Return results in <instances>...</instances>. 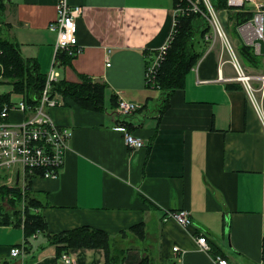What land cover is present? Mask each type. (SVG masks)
Here are the masks:
<instances>
[{
  "label": "crops",
  "instance_id": "0c3cea01",
  "mask_svg": "<svg viewBox=\"0 0 264 264\" xmlns=\"http://www.w3.org/2000/svg\"><path fill=\"white\" fill-rule=\"evenodd\" d=\"M57 1L5 0L7 38L25 59L37 61L46 77L54 68L60 82L81 83L88 77L104 85L105 110L54 94L59 105L45 112L72 137L59 177L29 179L30 194L40 201L31 212L45 227L26 231L24 218L18 223L14 215H0V264H65L64 254L71 264H105L103 249L61 253L51 243L53 235L86 226L111 237V248L124 252L123 264L145 258L151 264H216L214 255L234 264H264V125L242 82L233 80L236 70L232 57L225 58L227 44L223 48L217 38L211 44L206 36V52L189 72L185 88L163 102L161 91L146 83V62L169 43L177 0H68L82 7V52L72 58L55 54L57 33L50 26ZM261 7L264 0H252L246 9L254 14ZM217 13L223 29L231 26L229 37L233 27L238 29L243 41L236 46L224 31L232 49H240L244 38L229 21L230 12ZM235 53L246 69L240 51ZM262 59L259 74L246 72H264ZM6 85L18 98L10 97L9 103L25 100ZM119 98L142 107L124 119L125 126ZM28 115L13 112L10 120ZM128 131L145 147L129 148ZM0 202L6 205L1 197ZM180 210L190 212L192 226L170 216ZM139 225L144 237L136 239L132 229ZM200 234L208 236L212 254L199 249ZM16 246H24V257L11 255Z\"/></svg>",
  "mask_w": 264,
  "mask_h": 264
},
{
  "label": "built area",
  "instance_id": "2783aa9c",
  "mask_svg": "<svg viewBox=\"0 0 264 264\" xmlns=\"http://www.w3.org/2000/svg\"><path fill=\"white\" fill-rule=\"evenodd\" d=\"M177 1H179L177 15H186L189 12L203 13L199 1L198 3L192 0ZM251 1L228 0V5L238 10V8H246ZM182 2L189 4V7L183 8ZM202 2L206 7V15H208L207 18L213 31L212 35H207V41L214 44L212 41H214L213 38L217 34L226 42L236 70V77L233 80L242 82L264 125V72L260 75H251L246 72L245 67L228 43L225 29L222 27L214 6L210 0H202ZM81 16V6H72L68 0L57 1V16L50 26L51 30L57 33L55 45L57 57L63 54L77 57L82 52L78 39V20ZM239 29L245 45L253 47L256 55L264 57L262 44L258 43L259 40L264 42V8L257 9L252 19L241 25ZM171 43L172 35L168 44L147 56V85L158 88L157 76ZM57 57L54 62L55 65L60 64ZM59 81V72L52 68L47 75L45 87L36 106H28L26 101L22 100L18 103H6L0 112V187L18 186L25 191L28 188L31 176L37 175L45 179L59 177L64 165L68 142L72 137V131L56 125L45 112L46 108L59 105L53 93L55 84ZM255 83H258V86ZM141 108V105L135 102L119 98L118 113L123 119V126L124 119ZM17 111L23 114L29 113L30 115L19 122H13L10 120L11 114ZM125 141L129 148L134 150L144 148L146 145L141 138L130 132L125 133ZM170 216L184 227L193 224L191 214L187 210L171 212ZM197 244L201 251L212 254L213 247L207 235L200 234L197 237ZM174 251L178 254L179 247H174ZM11 255L13 257H24V246L12 248ZM62 260L65 264L72 263L70 257L66 254L62 256ZM214 261L216 264H234L221 255H214Z\"/></svg>",
  "mask_w": 264,
  "mask_h": 264
},
{
  "label": "trees",
  "instance_id": "16d2710c",
  "mask_svg": "<svg viewBox=\"0 0 264 264\" xmlns=\"http://www.w3.org/2000/svg\"><path fill=\"white\" fill-rule=\"evenodd\" d=\"M195 2V0H192ZM203 13H191L178 15L176 25L172 32V43L158 73L157 85L162 93L163 102H168L175 91L185 88L189 72L196 66L198 61L206 52V36L211 31V26L206 15V7L202 0H198ZM217 10H228L236 27L249 22L253 13L246 8H232L228 0H211ZM179 3V1H177ZM182 7L187 8L189 4L182 2ZM5 0H0V21L4 19ZM199 34L201 41L196 43ZM199 45V46H197ZM200 49V50H199ZM240 55L246 66L258 69L263 64L261 56L255 54L253 47L241 45ZM68 56L67 54H63ZM72 58V57H71ZM46 76L40 73L39 64L35 60L25 59L22 56L18 44L9 39H3L0 34V80L4 84H10L15 93L24 95L28 106H36L43 92ZM105 86L93 84L88 77H83L81 83H70L59 81L55 84L54 94H62L70 97L81 106L97 111L105 110ZM10 102V95H4L0 101V112L4 105ZM30 184V182H29ZM28 188L23 191L21 187H0V197L6 201V205L0 202V215H14L18 223L22 218L26 231H38L45 227L40 216L31 212V208H37L40 204L38 198L30 194ZM24 206V208H23ZM10 210V211H9ZM141 228V238L144 237V227L139 225L133 227ZM111 237L101 230L91 227H82L72 231L53 235L51 243L57 245L61 253L69 249H103L106 255L105 264H123L124 257L117 261L111 252ZM122 252L121 255H123ZM120 261V262H119ZM138 264H151L148 258L142 259Z\"/></svg>",
  "mask_w": 264,
  "mask_h": 264
},
{
  "label": "rangeland",
  "instance_id": "374dc122",
  "mask_svg": "<svg viewBox=\"0 0 264 264\" xmlns=\"http://www.w3.org/2000/svg\"><path fill=\"white\" fill-rule=\"evenodd\" d=\"M195 2L196 3H198V0H195ZM210 2L212 3V1L210 0ZM212 5H213V3H212ZM6 6V5H5ZM214 6V5H213ZM214 9L217 11V12H219L220 10H217L215 7H214ZM229 21H233V19H231V17L229 18ZM234 22V21H233ZM222 24V23H221ZM222 27H223V24H222ZM8 29H9V26H7V23H6V18H5V13H4V19L3 18H1V21H0V34H1V36H2V38L3 39H8L7 38V31H8ZM225 30H226V34L228 35V37H229V33H228V30H229V32H230V29H231V26L230 25H228V27L226 28H224ZM216 38H217V41H218V43H219V45L220 46H223V48H224V44H226V42L221 38V36L220 35H215V38H213V40L214 41H216ZM229 38H231L230 40H231V42H232V45H234V46H236V44H237V42H241V41H243L242 40V38H241V36H240V34H239V32H238V29H235V27H233V31L231 32V35H230V37ZM202 40V38H200V36H199V34L197 35V38H196V43H198L199 44V41H201ZM236 40V41H235ZM217 43V44H218ZM258 43H260V44H262V49L264 50V42L262 41V40H259V42ZM243 44V43H242ZM198 46V45H197ZM228 49V48H227ZM200 50V49H199ZM233 50L236 52V51H239V48L236 50L235 49V47H233ZM228 52L230 53V51L228 50ZM228 52H226V54H225V58L227 57L228 59H229V57H231V53L229 54ZM247 72H249V73H252V74H255L256 72H258V74H259V71L261 70V67L260 68H258L259 70H257L256 71V69L254 68V67H250V66H247ZM0 93L4 96V95H10V97L12 98V101H17L18 100V98L16 97V96H14V95H12V92H11V87L9 86V85H6V84H0ZM29 116V115H28ZM125 126V125H124ZM127 129V128H126ZM128 130V129H127ZM129 132V131H128ZM133 234L135 235V237H136V239H141V228L139 227V228H136L135 230H134V232H133ZM111 252H112V255L115 257V258H117V261L118 260H120V258H122L121 256V254H122V252L123 251H120V250H118V249H115V248H113V249H111ZM149 259V258H148ZM120 262V261H119Z\"/></svg>",
  "mask_w": 264,
  "mask_h": 264
},
{
  "label": "bare ground",
  "instance_id": "6f19581e",
  "mask_svg": "<svg viewBox=\"0 0 264 264\" xmlns=\"http://www.w3.org/2000/svg\"><path fill=\"white\" fill-rule=\"evenodd\" d=\"M8 103V102H7Z\"/></svg>",
  "mask_w": 264,
  "mask_h": 264
}]
</instances>
